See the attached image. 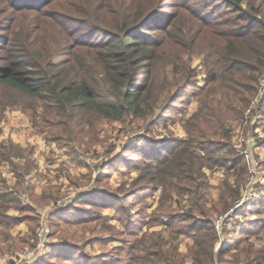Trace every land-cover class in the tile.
<instances>
[{"label": "rangeland", "instance_id": "rangeland-1", "mask_svg": "<svg viewBox=\"0 0 264 264\" xmlns=\"http://www.w3.org/2000/svg\"><path fill=\"white\" fill-rule=\"evenodd\" d=\"M235 1L0 0L1 64L7 52L34 55L39 51L42 59L52 61L53 56L57 68L77 72L95 92L114 100L94 61L100 44L117 34L123 21L132 24L137 19L131 31L143 37L154 56V64L138 67L130 83L144 87L142 100L147 98L148 103L142 106L144 115L126 112L113 119L84 110L72 115L74 151L68 155L73 158L71 163H87V170L79 177H69L72 185L58 194L50 211L37 216L27 241L6 256L3 264H124L134 253L136 241L154 232L172 240L178 251L185 249L193 237L177 230L183 213L192 208L187 201L191 194L174 186L184 187L187 175L182 171L184 179L170 186L169 182L155 184L144 164L151 152L163 150L166 155L179 151L188 141L189 153L204 159L211 156L200 171L207 184L203 209H216L211 217L217 240L212 260L205 264H233L236 240H227L243 236L257 255L250 264H264V228L260 222L264 217V154L251 140L255 136L258 143H264V102H258L264 98V69L253 81L246 78L256 73L253 68L241 69L246 76L243 80L256 87L255 93L252 97L247 92L251 100L244 107L236 102L231 108L221 106L230 95L226 85L221 87L224 82L220 84L218 77L222 71L217 70L220 61L227 59L228 41L233 42L240 57L250 54L252 66L258 65L264 0H239L241 8L248 4L255 10L260 8L254 19H261V25L236 19L241 9L236 8ZM13 110L26 113L27 121L45 136L51 129L52 133L64 129L45 123L50 116L41 99L0 87L1 127L6 114ZM211 111L221 112L229 135L207 119ZM64 131L66 137L67 128ZM233 155L246 165L247 159L258 161L261 172L251 199L227 215L217 230L215 219L234 206L250 177L248 166L243 173L228 168ZM193 161L197 163L195 158ZM227 183L231 186L224 191ZM221 194L227 203L220 201ZM40 223L49 227L51 242L39 256L23 257L26 248L33 249Z\"/></svg>", "mask_w": 264, "mask_h": 264}, {"label": "trees", "instance_id": "trees-1", "mask_svg": "<svg viewBox=\"0 0 264 264\" xmlns=\"http://www.w3.org/2000/svg\"><path fill=\"white\" fill-rule=\"evenodd\" d=\"M234 5L237 9H241L239 13L235 14L236 19L254 20L259 22V25L262 24L261 19H254L255 15L260 12V8L255 10L251 4H248L245 9L241 8L239 0L235 1ZM136 24H138L137 19L132 24L123 21L119 26V32L101 43L99 46L101 51L94 56V61L100 68L104 81L111 87L110 95L114 100L95 92L87 79L77 72L70 73L68 69L57 68L59 64L53 56L52 61L42 59L39 51H36L34 55L23 51H15L13 55L7 52L2 58L5 63H0V87L10 89L21 96L41 99L44 103L45 113L50 116V119H46L45 123L51 127L61 126L64 128L60 132L53 131V133L51 129V132H48L49 136L58 145L64 146L68 153L72 154L74 151L71 141V135L74 132L72 131V124L74 123L72 115L76 112L81 110L93 111L103 117L113 119H119L126 112L135 116L145 114L146 109L142 106L144 102L146 106L148 103L147 98L142 100L144 87L130 85V83L138 67L144 64H154V56L153 51L146 47L143 37L136 36L134 35L136 33L131 31L132 25ZM236 35L240 36L239 31H236ZM261 40L263 42V45L259 47L261 54L256 59L258 65L255 66H252L254 58L250 54H246V57H240L238 50L233 46V42L228 41L227 51H225L227 59L220 61L221 63L218 62L221 67L217 68L219 72L222 71L218 72V79L221 78L220 84L224 82L221 87L226 85L227 93L230 95L225 97L221 106L225 105L231 108L232 104L238 102L244 107L251 100V98H247V92L252 97L254 96L256 87L243 80L246 76L241 72V69L253 68L256 73L246 77L250 78L251 81L256 80V76L262 72L264 69V36L261 37ZM0 50L3 51L2 47ZM227 79L228 81H226ZM18 100L20 98L16 102ZM8 102L13 101L8 100ZM258 102L262 104L264 98L259 99ZM206 117L214 122L215 128L222 129L225 135H229L225 133L224 117L220 111L216 113L211 111ZM66 128L68 135L65 137L62 132H65ZM192 140L195 139L192 138ZM189 144L188 141L179 151L171 150L166 155L162 153L163 150L151 152L148 154L150 157L148 163L144 164L150 172L149 180L154 181L155 184L169 182L170 186L172 183L177 184L178 181L184 179L181 178L182 171L187 175L185 177L187 183L184 187L182 185L174 186L191 194L187 201H190L189 204L192 208L183 213V222L177 230L178 232L189 233L193 237L192 243L187 246V253L178 251L172 240H165L161 233H148L136 241L133 246L134 253L130 254L124 264H186L187 258H190L191 264H205L212 260L217 232L213 228L211 216L212 211L216 209L209 207L203 209L204 203L207 201L205 197L207 184L200 171L201 165L208 163L211 156L204 159L203 156L198 157L194 152L189 153V149L186 148L190 146ZM15 152V146L9 139H0V162ZM194 158L197 163H193ZM228 168L233 172L235 168L237 171L241 170L242 173L247 171L246 163H239L235 155H233L232 163ZM230 186L228 183L224 185V191ZM226 200L227 198L221 194L220 201L227 203ZM226 205L228 206V204ZM260 222L264 228V217ZM229 241H235L236 244L233 264H250L257 259V255L252 253V243L246 241V236L232 237L227 240V242Z\"/></svg>", "mask_w": 264, "mask_h": 264}, {"label": "crops", "instance_id": "crops-1", "mask_svg": "<svg viewBox=\"0 0 264 264\" xmlns=\"http://www.w3.org/2000/svg\"><path fill=\"white\" fill-rule=\"evenodd\" d=\"M27 119L26 113L13 110L1 127L0 139H9L16 152L0 162V264L27 241L37 216L50 211L58 194L72 185L69 177L87 170V163H71L66 148L31 121L21 124ZM180 249L187 253V247Z\"/></svg>", "mask_w": 264, "mask_h": 264}, {"label": "built area", "instance_id": "built-area-1", "mask_svg": "<svg viewBox=\"0 0 264 264\" xmlns=\"http://www.w3.org/2000/svg\"><path fill=\"white\" fill-rule=\"evenodd\" d=\"M21 124H27V120L21 121ZM251 140L255 146V149L261 153L264 154V143H258L257 137L251 136ZM256 141V143H255ZM247 166L249 170V179L247 181V186L244 191V193L235 200L234 206L229 208L228 211H226L223 215H220L218 218L214 221V227L218 230L220 224L222 223V220L229 215L235 208L241 206L243 203L248 202L251 197L253 196V187L258 182V174L261 172L260 170V163L258 161L251 159L250 162H248L247 159ZM50 230L49 227L43 223H40V225L37 227L35 231V238H34V247L32 250H29L26 248L24 250V253L22 254L23 257H36L39 256L42 251L46 248L47 245L51 242L50 239Z\"/></svg>", "mask_w": 264, "mask_h": 264}]
</instances>
